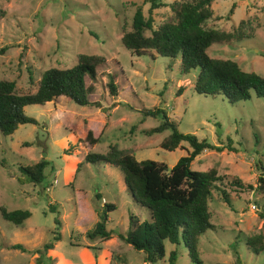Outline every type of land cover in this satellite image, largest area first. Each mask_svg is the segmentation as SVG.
<instances>
[{"label": "rangeland", "instance_id": "374dc122", "mask_svg": "<svg viewBox=\"0 0 264 264\" xmlns=\"http://www.w3.org/2000/svg\"><path fill=\"white\" fill-rule=\"evenodd\" d=\"M156 1L163 6L151 10L154 26L169 14L166 5L172 0ZM149 6L148 0H0V48H6L0 55V79L12 80L17 93L34 90L27 84V68L37 80L47 68L72 66L77 54L101 55L105 60L95 69L94 91L88 95V101L98 105L78 106L62 96L43 105H26L24 115L36 124L18 125L10 135L0 133V206L30 213L20 227L0 217V264H144L142 253L118 237L128 232L129 216L148 221L147 209L132 202L118 168L86 163L83 157L115 144L136 161L148 159L171 167L189 147L182 142L172 151L161 149L169 130L144 134L161 120L143 116L140 110L155 108L165 112L178 132L213 145L230 142L233 148L204 150L190 164L194 171L214 169L222 177L215 186L230 200L227 205L218 190L211 192L207 201L211 228L197 242L201 264H236V258L239 264H264V251L254 253L246 244L256 237L264 244V218L259 214L264 208V98L251 94L229 104L219 95L197 94L196 70L181 75L178 58L153 50L130 53L120 43L122 31H129L137 7L146 17ZM210 8L207 27L228 31L247 18L258 27L250 39L211 44L207 55L234 61L241 70L264 77V0H213ZM111 73L116 76L114 96L106 87ZM88 130L96 143L85 140ZM41 159L46 161L43 179L19 184L18 167ZM235 179L250 188L230 183ZM103 203L113 206L105 223L110 237L88 239L85 232L98 221ZM53 232L59 240L52 241ZM46 243L52 247L44 251ZM173 249L175 264H194L182 245L167 242L164 258L155 264H168Z\"/></svg>", "mask_w": 264, "mask_h": 264}, {"label": "trees", "instance_id": "16d2710c", "mask_svg": "<svg viewBox=\"0 0 264 264\" xmlns=\"http://www.w3.org/2000/svg\"><path fill=\"white\" fill-rule=\"evenodd\" d=\"M150 6L148 14L143 16L140 7H137L131 17L129 31H122L121 45L135 55L147 50L170 59L178 58V72L187 74L196 70L193 81V90L197 94L215 97L221 96L229 104L244 101L255 97L264 98V77L254 72H246L231 60L211 58L207 55V48L213 43H232L253 37L252 19H243L230 30L223 31L206 26L211 18V4L213 0H172L166 6L169 14L154 26L151 10L163 6L156 0H148ZM231 9V8H230ZM148 33V35H146ZM93 35V34H92ZM0 48V55L5 51ZM101 55L77 54L75 63L67 68L50 67L43 70L34 80L32 72L27 68V84L34 88L32 91L17 93L12 80L0 79V133L10 135L18 125L36 124L34 118L25 116L23 107L26 105H43L60 96L66 102L71 101L78 106L92 107L98 105L89 102L88 95L93 93V83L96 77L95 69L104 63ZM111 73L107 76L106 87L111 96L116 95V76ZM85 80L89 83L86 84ZM180 90H177V93ZM178 96V94H176ZM143 116H159L160 122L144 131L145 135L160 133L169 130V135L160 142V148L172 151L180 147L182 142L187 143L189 150L180 156L169 167L161 162L152 160L136 161L126 151L117 145H110L103 153L86 152L83 161L86 163H105L116 167L122 173V182L130 199L136 205L148 211V221H139L134 216L128 217V232L119 235V239L133 250L142 253L144 264H155L164 258V242L175 247L182 245L186 250L191 263L201 264L197 253L198 237L211 228L207 201L212 190H218L216 182L221 176L214 169L194 171L190 164L196 156L204 150L220 152L223 149L233 151L227 142L226 145H213L205 140H197L192 134H182L177 131L175 123L170 121L161 108L152 110L141 109ZM85 140L89 144L96 143L91 137V131H86ZM69 152L70 150H65ZM46 161L41 159L34 164L19 166V184H38L44 177L43 170ZM80 164L77 165L76 170ZM261 181L260 178H258ZM238 188H250L240 180L232 182ZM258 188L255 187V190ZM222 201L230 205L229 197L224 190H218ZM99 199L98 194H94ZM54 210L53 206H50ZM113 210L111 204L103 203L99 209L98 221L90 230L85 232L88 239L99 238L107 240L110 232L105 229L106 213ZM264 218L263 213H259ZM30 216L27 210L7 211L0 206V217L14 227H20L23 221ZM58 226V220H54ZM52 241L59 240L58 234L52 233ZM247 246L254 252L264 251L259 237L246 240ZM21 252L25 248L20 244L11 246ZM52 243H46L42 249L48 250ZM50 259V258H48ZM167 263L175 264L176 250L169 251ZM38 263V262H37ZM236 264L239 260L236 258Z\"/></svg>", "mask_w": 264, "mask_h": 264}, {"label": "water", "instance_id": "95a60500", "mask_svg": "<svg viewBox=\"0 0 264 264\" xmlns=\"http://www.w3.org/2000/svg\"><path fill=\"white\" fill-rule=\"evenodd\" d=\"M169 169H170V168H167V172H169Z\"/></svg>", "mask_w": 264, "mask_h": 264}, {"label": "built area", "instance_id": "2783aa9c", "mask_svg": "<svg viewBox=\"0 0 264 264\" xmlns=\"http://www.w3.org/2000/svg\"><path fill=\"white\" fill-rule=\"evenodd\" d=\"M251 208H254L253 206H251Z\"/></svg>", "mask_w": 264, "mask_h": 264}]
</instances>
